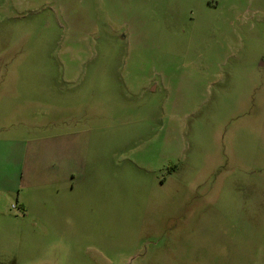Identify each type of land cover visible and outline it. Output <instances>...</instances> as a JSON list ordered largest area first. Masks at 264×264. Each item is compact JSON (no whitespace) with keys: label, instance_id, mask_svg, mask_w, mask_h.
I'll list each match as a JSON object with an SVG mask.
<instances>
[{"label":"rangeland","instance_id":"1","mask_svg":"<svg viewBox=\"0 0 264 264\" xmlns=\"http://www.w3.org/2000/svg\"><path fill=\"white\" fill-rule=\"evenodd\" d=\"M0 114V264H264V0H0Z\"/></svg>","mask_w":264,"mask_h":264},{"label":"crops","instance_id":"2","mask_svg":"<svg viewBox=\"0 0 264 264\" xmlns=\"http://www.w3.org/2000/svg\"><path fill=\"white\" fill-rule=\"evenodd\" d=\"M1 119V114H0ZM1 133V124H0V174H1V139L3 137L9 136V132ZM12 134V133H11ZM21 135L18 134L16 139L17 151L15 156L17 157V164L20 167L23 165V160H27V164H30L26 175L24 184L30 187L32 190L35 186H43L45 189L47 187H53L58 191L60 202L63 205L66 195L70 191H74L75 184L72 183L76 177V167L80 163V152L81 144L80 137H70V133H67V136L64 135L60 137H54L51 139L44 140L45 142L42 145H45L42 150H45V157L49 162L45 169L39 168V166L34 165V151L35 144L31 140H20ZM72 161V165H71ZM21 168V167H20ZM25 169V167H24ZM25 173V170L23 171ZM59 200V199H58ZM23 210L26 209L25 205H21Z\"/></svg>","mask_w":264,"mask_h":264}]
</instances>
